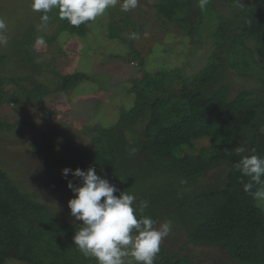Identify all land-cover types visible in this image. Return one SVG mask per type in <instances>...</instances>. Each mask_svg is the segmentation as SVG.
Masks as SVG:
<instances>
[{"label":"trees","instance_id":"obj_1","mask_svg":"<svg viewBox=\"0 0 264 264\" xmlns=\"http://www.w3.org/2000/svg\"><path fill=\"white\" fill-rule=\"evenodd\" d=\"M223 1L235 5L233 15L227 19L219 10L215 9L216 14L211 11L214 29L208 34L215 41L214 52L200 70L186 74L181 66L151 72L142 69L137 60L141 75L134 76L128 89L134 95L133 105L121 107L108 123L85 127L93 146L71 144L64 137L61 142L45 137L40 144L35 141L34 147L47 153L61 143L63 158L62 147L67 150L61 160L64 165L84 170L95 167L98 175L116 186L114 194H134L136 208L141 200H147L149 205L143 212L137 211L138 218L149 216L158 222L165 209L167 215L174 210L175 216L167 219L182 222L180 226L193 244L220 245L238 264H264L263 211L259 201L244 190L250 178L236 167L245 156H264V0ZM212 2L214 7L218 0ZM151 6L164 22L178 25L193 41L204 29L205 19L210 21L199 0H159ZM146 11L143 6L142 12ZM48 16L55 29L47 36L56 38L65 30L80 35L86 32L85 23L75 27L60 19L58 8ZM109 37L118 38L114 33ZM36 39L13 44L25 54L23 61L35 59L31 42ZM5 57L1 55L0 61ZM41 61L32 63L38 72L46 66ZM229 68L258 84L232 95L226 78ZM57 76L54 89L64 93L91 78L83 72ZM23 80L16 75L0 76V104L19 100L20 109L40 106L51 92L43 82L34 81L31 88ZM12 83L14 89L8 92L5 85ZM86 110L94 113L91 108ZM14 126L0 116V129ZM204 137L209 144L197 148L195 141ZM241 147L245 151L238 153ZM217 167L221 171L214 179L204 180ZM75 183H79L78 178ZM257 187L254 185L251 192ZM35 197L34 191L14 181L0 160V264L13 259L25 264H98L74 245L73 236L81 225L57 217L49 205ZM157 264L205 263L183 253L181 258H162Z\"/></svg>","mask_w":264,"mask_h":264},{"label":"rangeland","instance_id":"obj_2","mask_svg":"<svg viewBox=\"0 0 264 264\" xmlns=\"http://www.w3.org/2000/svg\"><path fill=\"white\" fill-rule=\"evenodd\" d=\"M158 1L139 0L136 8L125 12L121 10L120 0V3L115 7H108L95 20L85 22V34L65 30L58 32L56 38H52L47 36L55 29L54 25L49 24L52 17L43 25V13L32 10L31 0H0V19H3L7 26L3 32L7 43L0 44V56L6 55V59L0 61V76H19L24 79L25 85L31 88L34 81L43 82L51 90L42 99L40 106L31 104L20 109L19 100L0 104V116L15 124L14 128L0 129V160L14 181L23 185L26 190L34 191L35 198L49 205L50 210L59 218L79 225L83 223L75 220L68 206V201L73 196L67 183L69 179L75 182L77 178H74L71 172L67 178L62 174L65 167L73 170L78 167L63 164L64 161L61 160L67 156V150L62 147L61 150L65 154L63 158L59 151L61 143L57 145L58 149L55 151L59 153L56 155L55 151L38 152L34 147L35 141L40 144L46 137L61 142L64 137L65 142L71 144L93 146L85 127L105 123L118 115L121 107L129 109L133 105L134 95L129 93L128 89L134 76L141 75L138 74L141 67L156 72L164 68L184 66L186 74L200 70L209 54L214 52L215 41L208 34L214 29L211 19L215 15L211 17V11L216 14V10H219L228 19L232 17L235 7L233 3L223 0H218L213 7L212 0H208L203 10L209 12L207 18L210 21L205 19L204 29L195 35L194 43L195 41L178 25L168 20L164 22V19L160 18L151 6ZM143 6L147 8L146 12H142ZM133 32L138 34L137 39H129ZM30 33L43 37L45 44L37 45V39ZM111 33L118 38L109 37ZM47 37H50V40ZM28 39H36L31 42L33 55L36 60H42L46 65L40 72L32 66L36 60L23 61L25 54L13 45L17 42H29ZM12 54L15 56H11ZM120 58L125 61L121 62ZM137 60L142 62L141 67L137 66ZM74 72L87 73L91 78L78 83L69 93L54 89L57 86V74ZM226 78L231 84L232 95L240 89H251L258 84L256 79L242 76L233 68L226 71ZM5 89L12 92L14 84L5 85ZM87 108H91L94 113H88ZM44 112L52 115L45 116ZM54 130L60 134L55 135ZM209 142V139L204 137L196 140L195 145L198 148L208 145ZM220 171V167L209 171L204 180H213L214 175ZM258 203L264 215V201ZM167 211L164 210L163 218L154 226L159 227L167 221L172 225L169 235L161 242L160 252L156 255L154 264L160 263L162 258H181L183 253L205 264H238L229 258L220 245L190 242L187 231L180 226L182 222L167 219L175 216L174 210L168 215ZM125 251V264H136L131 256L130 246ZM7 263L25 264L17 259L8 260Z\"/></svg>","mask_w":264,"mask_h":264},{"label":"clouds","instance_id":"obj_3","mask_svg":"<svg viewBox=\"0 0 264 264\" xmlns=\"http://www.w3.org/2000/svg\"><path fill=\"white\" fill-rule=\"evenodd\" d=\"M139 0H31L33 11L42 12L41 22L46 25L50 19L48 13L53 8L59 9V18L66 19L72 26L78 27L82 23L95 20L108 7H115L120 3L122 11H130L138 6ZM208 0H199L203 9ZM6 23L0 19V44H6L7 38L3 35ZM138 34L133 32L129 39H137ZM37 45H44L43 37H38ZM136 150L132 149L134 153ZM245 149L238 148L242 153ZM243 176L249 177L244 184V190L250 192L257 201H264V156L253 154L243 157L236 165ZM71 172L75 183L68 180L67 186L73 192L68 201L71 215L82 226L73 236L74 245L85 257H94L98 264H125L123 257L125 249L131 248V256L136 264H154L156 255L160 252L162 240L171 231V222L167 221L159 227L149 216L137 217V211L143 212L149 205L147 200H141L138 208L134 207L136 197L126 191L119 195L115 185L108 179L97 174L95 167L87 170L65 167L62 174L65 178ZM254 185L257 190L251 192ZM103 198V199H102ZM259 206V205H258Z\"/></svg>","mask_w":264,"mask_h":264}]
</instances>
